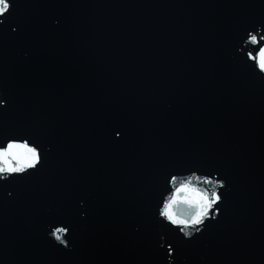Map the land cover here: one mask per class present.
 I'll list each match as a JSON object with an SVG mask.
<instances>
[{"label": "snow or ice", "instance_id": "obj_1", "mask_svg": "<svg viewBox=\"0 0 264 264\" xmlns=\"http://www.w3.org/2000/svg\"><path fill=\"white\" fill-rule=\"evenodd\" d=\"M15 6L16 0H0V37L16 35L21 30L12 16ZM226 50L231 66L248 87H264V12L236 25L226 42ZM7 110V100L0 98V117ZM122 138L121 131L115 130L114 140L118 142ZM52 152L53 145L33 126L21 123L6 127L0 121V190H5L4 195L12 199L15 194L8 186L40 173L49 164ZM175 164L188 174L173 172L170 166L158 168L154 186L163 179L166 187L160 194L157 212L133 229L136 233H149L151 264H180L182 245L202 238L205 230L213 222L219 223L224 215L223 205L229 190L226 177L218 169L203 171L204 163L193 156ZM75 211L81 220L87 219L84 201L77 202ZM153 230H158L154 237ZM71 234L69 224L56 227L50 232L54 247L71 252Z\"/></svg>", "mask_w": 264, "mask_h": 264}]
</instances>
